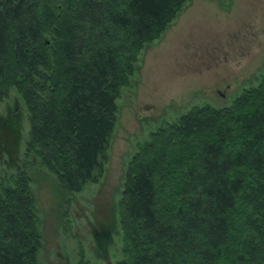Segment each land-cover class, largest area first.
Masks as SVG:
<instances>
[{
    "label": "trees",
    "instance_id": "1",
    "mask_svg": "<svg viewBox=\"0 0 264 264\" xmlns=\"http://www.w3.org/2000/svg\"><path fill=\"white\" fill-rule=\"evenodd\" d=\"M190 1L0 0V104L17 92L27 155L63 191L103 177L117 101ZM118 207L115 264H264V73L231 105L195 106L152 131ZM42 246L31 179L18 173L0 184V264H40Z\"/></svg>",
    "mask_w": 264,
    "mask_h": 264
},
{
    "label": "rangeland",
    "instance_id": "2",
    "mask_svg": "<svg viewBox=\"0 0 264 264\" xmlns=\"http://www.w3.org/2000/svg\"><path fill=\"white\" fill-rule=\"evenodd\" d=\"M263 73L264 0H191L142 51L131 86L117 101L104 175L78 194L63 191L27 155L28 110L13 90L0 104V184L22 172L30 177L43 236L40 264H79L81 258L115 264L122 247L118 203L138 145L195 106L231 105Z\"/></svg>",
    "mask_w": 264,
    "mask_h": 264
}]
</instances>
